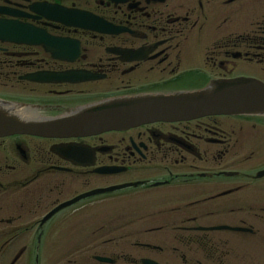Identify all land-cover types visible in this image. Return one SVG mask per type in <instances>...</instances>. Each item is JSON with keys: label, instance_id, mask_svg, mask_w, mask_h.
I'll return each mask as SVG.
<instances>
[{"label": "flooded vegetation", "instance_id": "flooded-vegetation-1", "mask_svg": "<svg viewBox=\"0 0 264 264\" xmlns=\"http://www.w3.org/2000/svg\"><path fill=\"white\" fill-rule=\"evenodd\" d=\"M49 10L112 30L67 26ZM0 22L68 39L0 41V98L35 117L214 80L264 83V0H0ZM39 72L87 78H23ZM80 215L92 218L68 264H264V116L0 138V264H38L53 232Z\"/></svg>", "mask_w": 264, "mask_h": 264}, {"label": "water", "instance_id": "water-1", "mask_svg": "<svg viewBox=\"0 0 264 264\" xmlns=\"http://www.w3.org/2000/svg\"><path fill=\"white\" fill-rule=\"evenodd\" d=\"M71 19L73 23L64 22L67 25L79 22L75 17ZM0 40L17 44L60 45L42 32L6 22H0ZM25 78L49 83L81 80L85 74L36 73ZM29 115L21 113L10 102L0 100V137L20 133L52 137L86 136L155 121L189 120L209 115H264V84L247 78L222 80L195 92L108 100L58 118L40 119Z\"/></svg>", "mask_w": 264, "mask_h": 264}, {"label": "rangeland", "instance_id": "rangeland-1", "mask_svg": "<svg viewBox=\"0 0 264 264\" xmlns=\"http://www.w3.org/2000/svg\"><path fill=\"white\" fill-rule=\"evenodd\" d=\"M2 92L4 95L10 94V91L5 89ZM87 216L92 218V215H80V217L76 218L71 225H69L70 220L53 232L49 241H46L48 248L46 247V249L44 248L41 251L43 256L40 258V264H50V261L52 260L53 264H68V260L77 261L79 250L82 248L81 245H78L77 240L80 236H84L87 232L85 226ZM95 216H97L100 220H109L112 215L101 213L98 215L95 214ZM59 255L65 256V259L60 261ZM56 260H59V262Z\"/></svg>", "mask_w": 264, "mask_h": 264}, {"label": "bare ground", "instance_id": "bare-ground-1", "mask_svg": "<svg viewBox=\"0 0 264 264\" xmlns=\"http://www.w3.org/2000/svg\"><path fill=\"white\" fill-rule=\"evenodd\" d=\"M14 108V107H13Z\"/></svg>", "mask_w": 264, "mask_h": 264}]
</instances>
